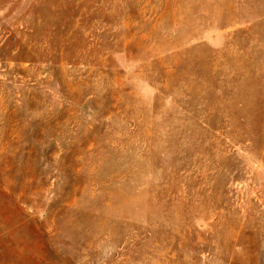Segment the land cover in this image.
Segmentation results:
<instances>
[{
	"label": "rangeland",
	"instance_id": "374dc122",
	"mask_svg": "<svg viewBox=\"0 0 264 264\" xmlns=\"http://www.w3.org/2000/svg\"><path fill=\"white\" fill-rule=\"evenodd\" d=\"M0 264H264V0H0Z\"/></svg>",
	"mask_w": 264,
	"mask_h": 264
}]
</instances>
